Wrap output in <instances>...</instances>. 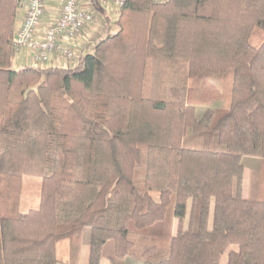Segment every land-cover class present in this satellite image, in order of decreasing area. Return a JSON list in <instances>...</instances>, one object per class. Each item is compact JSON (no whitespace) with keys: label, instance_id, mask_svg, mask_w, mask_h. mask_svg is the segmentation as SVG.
<instances>
[{"label":"trees","instance_id":"trees-1","mask_svg":"<svg viewBox=\"0 0 264 264\" xmlns=\"http://www.w3.org/2000/svg\"><path fill=\"white\" fill-rule=\"evenodd\" d=\"M18 3L0 0V264H74L86 229L88 264L110 241L114 264H264V0H128L70 69L14 68ZM171 204L178 229L153 232Z\"/></svg>","mask_w":264,"mask_h":264},{"label":"built area","instance_id":"built-area-1","mask_svg":"<svg viewBox=\"0 0 264 264\" xmlns=\"http://www.w3.org/2000/svg\"><path fill=\"white\" fill-rule=\"evenodd\" d=\"M47 1H19L13 38L14 63L40 68H73L89 42L83 44L85 33L91 30L86 35L88 40L101 33L106 19L96 17L92 1L88 0H61L55 15L50 16ZM127 1L99 0L109 13L108 17H114L112 19L118 18ZM92 30L96 33L92 34Z\"/></svg>","mask_w":264,"mask_h":264},{"label":"crops","instance_id":"crops-1","mask_svg":"<svg viewBox=\"0 0 264 264\" xmlns=\"http://www.w3.org/2000/svg\"><path fill=\"white\" fill-rule=\"evenodd\" d=\"M61 0H48L47 1V9H48V14L51 16V15H55V13L57 12V10L59 9V2ZM88 1H92V5L93 7L95 8L96 10V17L100 20H103L106 18V16H108V12L107 10L105 9V7H103L99 0H88ZM86 4H87V1H86ZM111 18V17H110ZM112 18H114L112 16ZM99 22V21H98ZM91 32L88 31L85 33V35L83 36L84 39L86 41L83 42V44L85 45L88 41V38L86 37V35H88L89 33ZM95 34L96 32L94 30H92V34ZM91 37V36H90ZM90 39V38H89ZM245 160H249L248 163L245 165V174H244V195L245 197H251L253 193H255L254 195H257L258 193V188L257 186L256 187H253V174H260V163H261V160L259 159H253V158H246ZM244 160V162H246ZM255 190V191H254ZM254 191V192H253ZM257 192V193H256ZM89 239L87 240L86 244L88 243ZM85 244L84 242V239H83V243H82V246L80 248V251H79V254L78 255H72V256H69V257H72L74 258L75 256H77L78 260L77 262H75L74 264H88V257H89V253L84 252V259H83V245ZM86 246V245H85ZM89 251V250H88ZM87 253H88V257H87ZM83 259V262L82 260ZM81 260V261H80ZM128 262V261H127ZM73 264V263H72ZM101 264H114L113 261L110 259V258H105L103 257V259L101 260Z\"/></svg>","mask_w":264,"mask_h":264},{"label":"rangeland","instance_id":"rangeland-1","mask_svg":"<svg viewBox=\"0 0 264 264\" xmlns=\"http://www.w3.org/2000/svg\"><path fill=\"white\" fill-rule=\"evenodd\" d=\"M60 5H61V1L59 2V6ZM101 33H96L94 35V37L92 39H90L89 42H92V41L96 40L97 37ZM21 67H23V65H21L20 62L19 63H17V62L14 63V68L15 69H19ZM202 113H203L202 110H199L197 115L198 116H201ZM245 161L246 162H244V165H246L249 160H245ZM256 176H257V174H253V178H254V180H253L254 181L253 187H255V185H256L255 184L256 183ZM189 207H190V204H189ZM213 209H214V203L212 202L211 207H210V212H209V220H208L209 221V227H212V224H213ZM177 229H178V222H177L176 218L174 217V204H171V206L168 208L165 221L163 223L159 224L158 226H156L153 229V232H155V233H163V234H170V233H173V232L175 233ZM89 238H90V230L89 229H86L85 232H84V242H85V244L83 245V259H84V255H85L84 254L85 250H86V252L89 253V251H88L89 250V241L86 244V242H87V240ZM234 248H236V247H234ZM88 253H87V257H88ZM112 255H114V243L112 241H110L104 247L103 257H104V259L105 258H110ZM83 259H81L82 262H83ZM227 259H228V253L226 252L222 256L221 261H220V264H225L227 262ZM126 263L127 264H135L133 261L126 262Z\"/></svg>","mask_w":264,"mask_h":264}]
</instances>
